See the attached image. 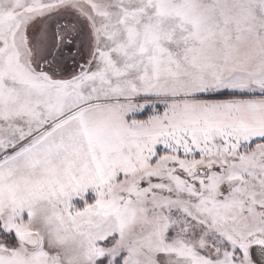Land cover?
I'll use <instances>...</instances> for the list:
<instances>
[{"label": "snow or ice", "instance_id": "snow-or-ice-1", "mask_svg": "<svg viewBox=\"0 0 264 264\" xmlns=\"http://www.w3.org/2000/svg\"><path fill=\"white\" fill-rule=\"evenodd\" d=\"M0 264H264V0H0Z\"/></svg>", "mask_w": 264, "mask_h": 264}]
</instances>
